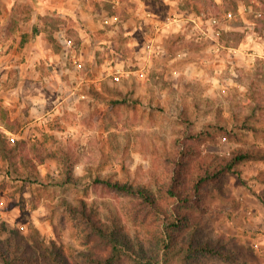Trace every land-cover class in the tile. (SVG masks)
Wrapping results in <instances>:
<instances>
[{"label":"rangeland","instance_id":"1","mask_svg":"<svg viewBox=\"0 0 264 264\" xmlns=\"http://www.w3.org/2000/svg\"><path fill=\"white\" fill-rule=\"evenodd\" d=\"M39 1L0 0V44L7 43L0 59L13 50L11 60L0 61V132L13 148L12 154L0 148V238L18 235L32 255L60 247L72 264H87V255H105L108 247L71 212L84 201L134 244V253L120 249L115 264H264V0H143L161 17H184L182 35L174 30L178 36L167 49L140 52L143 69L134 78L119 81L115 69L112 82L83 85L87 98L64 100V108L21 138L33 96L49 90L46 80L34 81L70 74L53 68L49 57L37 75L24 45L14 47L19 36L7 34L16 28L28 44L35 32L29 28L37 25L44 49L54 45L58 20ZM101 2L103 15L118 9L112 0ZM14 6L24 13L39 8L44 16L9 19ZM76 13L74 30L85 14ZM78 69L93 75L88 65ZM246 151L255 154L215 176ZM68 174L73 182L65 180ZM199 175L208 178L196 191ZM99 177L151 189L157 203L148 207L105 188ZM159 186L188 189L189 200L165 195ZM218 244L223 255L203 249ZM11 264L52 262L42 256Z\"/></svg>","mask_w":264,"mask_h":264},{"label":"crops","instance_id":"2","mask_svg":"<svg viewBox=\"0 0 264 264\" xmlns=\"http://www.w3.org/2000/svg\"><path fill=\"white\" fill-rule=\"evenodd\" d=\"M118 9L114 10V13H106L103 15L99 13L102 10L101 0H40L45 4V13L48 16H56L58 20L57 27L53 30V38L49 43L47 49H44L42 44H45L46 40L39 37L37 25L30 26L29 30L32 32L30 41L24 42L25 33H17L16 28H10L7 34L19 36V41L14 44L21 50V46L24 45L23 51H27L29 55V66L35 68L37 75L40 74L38 66L44 64L46 58H51L52 67L59 68L62 71H69L70 74L56 75L54 79L42 76L39 82L34 81L35 84H40L41 80H46L49 85V90H44L40 95L33 96L37 98L33 105L29 109V124L27 127H22L18 136L21 138H27L32 131H35L34 124L40 125L45 121V117H50L57 111H60L67 104L64 100L75 98H87L88 91H80L83 85L88 82L101 83L112 82L113 78L109 77V73L119 71V81L129 80L130 77L134 78V74H139L143 69L141 68V59H139L140 52L149 53L156 49L168 47L171 45L169 40L173 36L182 35V23L184 17L173 18L171 14L168 16H159L155 11L149 9L148 5L143 3V0H138L141 4L135 6H129V0H112ZM33 6V3H31ZM100 7V8H99ZM85 12L82 21L79 22L80 27L78 29L72 28L73 19L79 16L78 13ZM27 14L33 15V20H39V14L43 17L44 13L39 8L30 9L26 13L23 10L17 9L16 6L12 7L9 12V19L21 18ZM47 16V15H46ZM82 18V17H80ZM180 25V27L178 26ZM177 26V27H176ZM99 28H103V31ZM179 29V30H178ZM179 32L178 35H174L173 31ZM14 33V34H13ZM19 34V35H18ZM38 38V39H37ZM160 39H163V43H158ZM105 42V43H98ZM48 43V42H47ZM163 45V46H162ZM7 43L0 44V49H6ZM121 48V50H120ZM98 49L103 50V56H99L102 59L97 60ZM22 51V52H23ZM46 52V53H45ZM128 54H127V53ZM13 50L10 49L8 54H3L0 61L7 62L11 60ZM14 55V54H13ZM14 57V56H13ZM143 61V60H142ZM88 65V69L92 70L93 75L80 73V67ZM38 111V114L35 112ZM26 119V120H27ZM41 126V125H40ZM24 128V129H23ZM264 211V207H262Z\"/></svg>","mask_w":264,"mask_h":264},{"label":"trees","instance_id":"3","mask_svg":"<svg viewBox=\"0 0 264 264\" xmlns=\"http://www.w3.org/2000/svg\"><path fill=\"white\" fill-rule=\"evenodd\" d=\"M1 108V107H0ZM2 109V108H1ZM8 119V116L6 118ZM8 126V125H6ZM10 128V127H9ZM8 130V128H7ZM10 131H14V129L10 128ZM0 148L5 150L8 153H13L12 146L9 145V140L7 139V136L5 133L0 132ZM258 150V149H257ZM264 152V149L262 150ZM255 153L251 152H244V153H238L233 155L231 158H229L223 166L218 170V173H215V176L217 174H220L223 172L222 169H229L234 165L236 162L244 159L246 156H252ZM41 160V158H40ZM208 177H205L203 175H199L196 179V181L193 183L192 187L194 190H198L203 183L205 179ZM67 182H73V177L71 174H68L66 179ZM101 185H103L105 188H109L116 192H122L126 195H129L130 197L138 198L141 200L143 205L153 207L157 203V199L155 196V193L151 189H147L143 186H133L127 183L120 182L118 180H111L107 178H98L96 179ZM264 181V180H263ZM159 191L164 193L165 195H169L170 197H174L178 200H182L183 202L188 201L190 197L191 191L187 189V191H182L178 188H175L174 186L167 187L166 190L159 186ZM264 203V200H263ZM71 212L74 214V216L77 218L78 222L82 224L83 229H85L88 233L92 234L94 237H97L100 241H102V244L104 246L108 247L107 254L101 255V256H86V262L87 264H115L118 261L120 249L126 248L127 251L130 253L135 252L134 244L130 241V237L121 231L120 227L116 223H108L107 221H103L99 215L94 211V209L89 205H87L86 202L82 201L81 206L79 207H72ZM181 219L177 216V219L173 222L174 228L179 226V222ZM168 227L165 226V230ZM4 230V226L0 227V232ZM13 233L16 234L15 231ZM165 235H167L168 238H170L171 231H164ZM20 239L18 235H15L13 240H10L9 238H0V260L2 264H11L12 262H17L18 260H22L23 262H34L37 261L38 258L42 256L48 257V259L52 262V264H72L73 262L71 260H68V255L60 248L57 247L55 250H52L50 248H45L44 252L42 253H34L32 255L31 252H27L24 250L23 245H20ZM214 244V243H213ZM187 250H190V245H188ZM203 249L209 253H215L216 255H223V250L225 249L224 245L218 244V247L215 245H205ZM24 250V252H22ZM197 246H195V249H193L192 252H197ZM223 251V252H222ZM228 254H226L228 257H232L234 254L233 251L227 250Z\"/></svg>","mask_w":264,"mask_h":264}]
</instances>
